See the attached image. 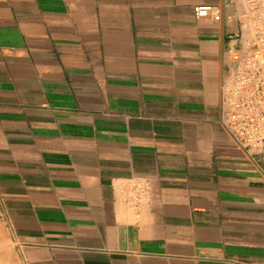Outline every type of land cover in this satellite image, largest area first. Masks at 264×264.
<instances>
[{"label": "crops", "instance_id": "0c3cea01", "mask_svg": "<svg viewBox=\"0 0 264 264\" xmlns=\"http://www.w3.org/2000/svg\"><path fill=\"white\" fill-rule=\"evenodd\" d=\"M245 11L0 0V217L19 264H264V160L221 123Z\"/></svg>", "mask_w": 264, "mask_h": 264}, {"label": "built area", "instance_id": "2783aa9c", "mask_svg": "<svg viewBox=\"0 0 264 264\" xmlns=\"http://www.w3.org/2000/svg\"><path fill=\"white\" fill-rule=\"evenodd\" d=\"M240 31L231 39L237 45L226 51L221 80V123L249 157L264 160V0H244ZM223 5H197L196 17L223 18Z\"/></svg>", "mask_w": 264, "mask_h": 264}, {"label": "rangeland", "instance_id": "374dc122", "mask_svg": "<svg viewBox=\"0 0 264 264\" xmlns=\"http://www.w3.org/2000/svg\"><path fill=\"white\" fill-rule=\"evenodd\" d=\"M20 259L0 217V264H19Z\"/></svg>", "mask_w": 264, "mask_h": 264}]
</instances>
